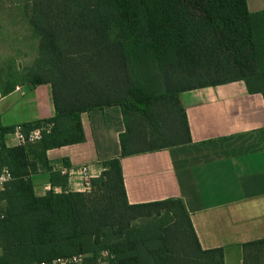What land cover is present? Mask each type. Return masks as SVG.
I'll use <instances>...</instances> for the list:
<instances>
[{"label": "trees", "instance_id": "1", "mask_svg": "<svg viewBox=\"0 0 264 264\" xmlns=\"http://www.w3.org/2000/svg\"><path fill=\"white\" fill-rule=\"evenodd\" d=\"M37 57L23 75L51 87L54 116L20 125L43 131L45 151L84 141L80 114L120 107V156L103 162L87 192L67 190L49 171L52 190L35 196L29 148H8L0 126V264H38L83 255L93 264H223L221 249L200 247L181 199L127 202L120 159L189 142L178 95L243 81L264 100V10L246 0H25ZM14 88V85L6 92ZM42 154V155H43ZM63 166L69 163L63 160ZM143 221L142 224H137ZM145 222V223H144ZM244 264H264V241L243 246Z\"/></svg>", "mask_w": 264, "mask_h": 264}, {"label": "crops", "instance_id": "2", "mask_svg": "<svg viewBox=\"0 0 264 264\" xmlns=\"http://www.w3.org/2000/svg\"><path fill=\"white\" fill-rule=\"evenodd\" d=\"M246 5L250 13L264 10V0H246ZM7 89L0 94L1 127L54 116L50 85L21 83ZM178 98L189 142L122 157L127 202L181 199L200 247L221 249L223 264H244L243 246L264 241V100L250 94L243 81L188 90ZM80 122L81 143L44 154L39 142L26 145L29 161L35 163L30 176L35 196L61 192L52 186L49 171L67 175L68 191L84 192L88 181L104 171L103 162L120 156L125 127L119 106L83 112ZM4 143L18 147L11 133L4 136ZM84 166L86 179L79 171Z\"/></svg>", "mask_w": 264, "mask_h": 264}, {"label": "rangeland", "instance_id": "3", "mask_svg": "<svg viewBox=\"0 0 264 264\" xmlns=\"http://www.w3.org/2000/svg\"><path fill=\"white\" fill-rule=\"evenodd\" d=\"M27 12L25 0H0V94L24 83L26 68L37 57L38 40L28 25Z\"/></svg>", "mask_w": 264, "mask_h": 264}, {"label": "built area", "instance_id": "4", "mask_svg": "<svg viewBox=\"0 0 264 264\" xmlns=\"http://www.w3.org/2000/svg\"><path fill=\"white\" fill-rule=\"evenodd\" d=\"M49 127L44 128H35L27 132H23L20 126L14 127V131L11 135L16 139L18 146H24L28 144H33L41 140L42 132H47ZM80 174L86 179L87 176V167L80 168ZM10 176L6 168H2L0 171V192L3 191L5 184L9 181ZM90 189V180L86 184V189L84 192L89 191ZM4 218V213L0 209V220ZM83 255H74L68 258H56L48 262H40L38 264H83L84 263ZM112 256L107 251L100 252L99 256L93 264H109V259Z\"/></svg>", "mask_w": 264, "mask_h": 264}]
</instances>
